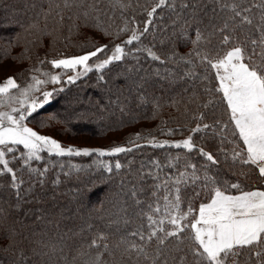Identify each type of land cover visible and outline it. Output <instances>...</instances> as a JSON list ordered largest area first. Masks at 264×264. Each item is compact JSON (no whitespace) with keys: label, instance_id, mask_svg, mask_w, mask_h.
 Listing matches in <instances>:
<instances>
[{"label":"trees","instance_id":"16d2710c","mask_svg":"<svg viewBox=\"0 0 264 264\" xmlns=\"http://www.w3.org/2000/svg\"><path fill=\"white\" fill-rule=\"evenodd\" d=\"M180 2L181 0H171L176 6L173 8L169 7L166 0L156 14L148 17L147 13L158 0H120L119 4L116 0H112V3L103 0L99 7L106 15L91 12L89 5L93 0H77L70 8L64 7L63 0H0V68L8 69L9 73L5 77L15 78L18 86L17 89H11L9 95L25 100L23 108H27L32 99L43 102V92L53 93L42 108H37L36 112L26 117L25 125L56 139L64 147L133 148L131 153L104 157L95 153L87 157H58L42 153V160L31 161L27 166L20 159L12 161L10 166L23 183L19 188H11L10 174L0 176V234L7 236L0 244L11 245L9 251H0V264H24L22 252L27 264H93L98 252L102 253V264H151V258L145 259L143 255L137 257L135 252L126 253L124 247L127 245L117 247L121 235L135 230L141 224H147L146 218L135 215H129L130 223L127 226L121 219L124 215L121 208L126 200L129 213L133 211L132 200L126 195L132 186L128 181L133 180L141 166L145 172H159L161 177L164 172H174L175 167L168 169V163L175 165L174 158L183 156L188 150L167 146L154 148L148 141L154 138L157 142L167 141L171 144L181 142L191 135L198 148L203 147L223 161L224 157L218 151L221 147L220 135L213 137L210 130L203 129V124H212L214 119L227 123L226 108L218 104L213 116L211 110L204 107L209 99H213L205 92L204 84L207 82L186 75L189 68H194L198 75H202L203 69L174 61L178 57H184L185 61L188 59L194 48L191 41L195 39L197 27L206 29L205 35L212 31L208 27L210 22L219 27L228 20L231 27L233 3L252 8L258 21L259 12L253 5L260 0H222V3L196 0L201 8L195 22L191 18L192 9L181 10ZM33 3L36 5L34 8ZM57 4L60 5L59 8L56 7ZM222 4H228L229 7L222 9ZM213 8L216 9L215 13ZM86 11L90 12L87 18L84 16ZM45 13L48 14L47 18ZM60 15H63L62 21ZM97 16L100 28L95 26ZM148 20L152 21L150 25L145 23ZM185 20L189 21L187 39L179 35ZM32 24L35 27H30ZM146 26L150 29L149 33L142 35L141 41L126 45V53L129 49L131 53L121 61L113 62L101 71L94 69L87 77L74 84L65 83L66 79H61L57 84L49 82L50 84L37 86L40 91L30 90L27 98L20 95L37 78L48 80L49 76L44 73L53 75L58 71L52 67L51 60L83 55L101 45H109L107 55H110L115 44L127 41L134 29L140 35ZM125 27L128 30L122 31ZM104 30L110 35H105ZM246 31L247 26L243 31L238 29L235 36L242 41ZM220 38L218 32L212 38L211 45L205 46L202 42V47L212 50L213 57L217 55L215 49ZM231 46L232 44L223 46L219 55L222 56ZM137 48L142 50L137 51ZM144 48H151L165 63L153 61L143 51ZM103 58L106 56L100 54L99 59ZM93 61L98 62L97 58H93ZM134 66L142 71H133ZM156 72L167 78L155 76ZM145 73L151 74L152 88L149 92L154 93L159 107L151 95L147 103L136 98V82ZM101 75L104 76L102 81L99 80ZM212 84H215L214 80ZM11 105L18 109L22 107L19 102H10L7 106H0V111L11 112ZM198 123L202 131L192 132ZM137 133L146 137L136 141L141 145L139 148L128 143L130 138L135 139ZM81 140L86 144L77 143ZM90 141L97 142V145H88L87 142ZM228 141L223 147L229 157L230 150L237 144L244 148L242 141L233 143L230 135ZM23 151L20 146L16 156L19 157ZM192 155L195 156V153ZM117 161L122 165L120 170L114 168ZM153 161L159 162L163 170L154 168ZM193 162L202 163L203 160L195 156ZM104 165L113 167V172L108 173ZM222 166V179L228 183L239 182L244 190H264V180L258 178V169L254 166L247 177L234 173L242 170L248 172L249 166L242 169L240 165H236L231 171L226 165ZM31 168L38 172L48 170L41 177L43 185L36 182L37 173H32ZM180 170L183 171V167ZM147 183L150 185L153 181L148 180ZM30 186L32 192L28 193ZM20 189L25 190V194L17 197L14 193ZM150 193L151 189L146 188L140 198L143 200ZM229 194L239 193L230 189ZM201 202H208L207 196L196 199L194 208L198 210ZM142 207L147 211L146 205ZM183 207L186 211L187 203ZM116 221H120L118 225ZM101 233L107 240L98 243H107L108 251L89 246ZM129 240L140 243L138 237H129ZM146 251L149 257L155 256V244ZM186 253V264H193V257L187 247L183 252H165L160 257L161 264L165 259L168 264H179L180 257ZM173 257L176 259L173 260Z\"/></svg>","mask_w":264,"mask_h":264},{"label":"snow or ice","instance_id":"6c2138e0","mask_svg":"<svg viewBox=\"0 0 264 264\" xmlns=\"http://www.w3.org/2000/svg\"><path fill=\"white\" fill-rule=\"evenodd\" d=\"M76 2L77 0H63L65 8L72 7ZM102 2L103 0H93V3L89 5L91 12L106 15L107 13L99 7ZM108 2L112 3V0H108ZM214 2L222 3V0H214ZM116 3L119 4L120 0H116ZM165 3L166 0H158V3L147 13L148 17L156 14L157 9ZM168 5L176 7L171 3V0H168ZM32 7H36L35 3ZM56 7L59 8L60 5L57 4ZM121 7L123 8V5ZM228 7V4H222V9ZM253 7L259 12L258 21L255 19V14L252 13V8L241 7L239 4L233 3L231 5V27L228 20H225L219 27L210 22L208 27H211L212 31L207 32V35H205L206 29L197 27L195 39L191 41L194 48L188 59L185 61L184 57H178L174 61V63L185 62L203 69L202 75H198L194 68H189L186 75L207 82L204 84L205 92L213 99H209L204 107L210 109L213 116L218 104L225 106L228 115L227 123L214 119L212 124H203V129L210 130L213 137L220 135L221 147L218 151L224 159L220 160L218 156L205 151L203 147L198 148L191 135L181 142L171 144L167 141L157 142L154 138L149 140V145L154 148L167 146L183 148L188 151L183 156L174 158L175 165L171 162L168 163L167 168L175 167L174 172H164V176L161 177L159 172L152 170L145 172L141 166L136 171L133 180L128 181L132 186L126 195L132 200L133 211L129 213L126 200L125 205L121 208L124 213L121 219L127 226L130 223L129 215H135L146 218L147 224H141L135 230L121 235L117 247L127 245L124 247L126 253L135 252L137 257L143 255L145 259L151 258V264H161L160 257L165 252H183L187 247L193 257V264H264V190H244L241 183H228L222 179L224 175L222 165H226L229 171L236 165H240L242 169L244 166H249L248 172L242 170L239 173H234L235 175L247 177L254 166L255 169H258V178L264 180V0L255 3ZM179 8L181 10L191 8L192 21H197V12L201 5L196 0H181ZM215 11L216 9L213 8V13ZM44 15L47 18L48 14ZM89 15L90 12H84L86 18ZM60 19L63 20V15H60ZM97 21L95 26L100 28L98 16ZM145 23L150 25L152 21L148 20ZM188 26L189 21L185 20L179 33L180 37L187 39ZM245 26H247V31L241 41L239 37L235 36V33L238 29L243 31ZM30 27H35V24ZM127 30V27L122 29V31ZM149 31V27L146 26L138 35L134 29L127 41L114 45L111 55H107L109 45H101L83 55L53 59L50 63L53 68L63 69L65 73L72 71L74 75L68 76L65 83L74 84L81 78L87 77L94 69L101 71L108 68L113 62L121 61L131 53L130 49L126 53V45H132L134 41H141V36L148 34ZM104 32L105 35H110L106 30ZM218 32L221 38L215 49L217 55L213 57L212 50L202 47V42L205 46L211 45L212 38ZM229 44H232L231 48L225 51L222 56L219 55V50ZM141 50L137 48V51ZM143 51H146L153 61L165 63V60L151 48H144ZM100 54H104L106 58L99 59ZM93 58H97L98 62L93 61ZM197 60L199 64H197ZM89 61H93V63H89ZM132 70L142 71L135 66ZM213 72L214 75H211ZM44 75L49 76V79H36V85L49 82L57 84L62 79L60 75H50L49 73H44ZM155 76L161 77V73L156 72ZM161 78L166 79L167 77ZM99 80H104V76L101 75ZM213 80L215 84H212ZM17 87L13 77L8 78L3 85H0V106H7V103L10 102H19L22 106L19 109L12 108L11 112L0 111V176L10 174L11 188H19V185L23 183L14 168L10 166L12 161L17 159L22 160L23 165L27 166L31 161L42 160L44 158L42 153L58 157H87L95 153L104 157L133 151L132 147L125 146H112L108 149L64 147L56 139L38 134L26 126L24 121L27 116L36 112L37 108H42L53 93L45 91L42 93L43 102L32 99L31 104L27 108H23L25 100L9 95V89H17ZM150 88H152L151 74L145 73L136 82V98L147 103L148 97L151 95L152 100L159 107V101L154 93L149 92ZM30 90L40 91L38 87L34 88L30 84L21 91L20 95L27 98ZM4 97L7 98V103L3 99ZM12 113H16V115ZM191 131L200 133L202 131L200 124L198 123L197 127ZM229 135L232 137L233 143L239 140L244 145V148H240L238 144L232 148L230 150L231 157L223 147L229 142ZM141 139H146V137L137 133L135 139L130 138L128 143L139 148L141 145L136 141ZM20 146L24 151L17 157L16 153L20 151ZM193 153L195 156L201 157L203 162L194 163ZM7 157H11V159ZM152 163L154 168L161 169L159 162L153 161ZM181 167H183V171L180 170ZM114 168L120 170L121 163L117 161ZM104 169L108 173L113 172L111 166L104 165ZM30 171L37 173L36 182L43 185L44 181L41 177L48 170L44 169L38 172L37 169L31 168ZM148 180H152L153 183L149 185ZM123 186L122 180L121 187L123 188ZM146 188H150L151 193L142 200L140 196L146 191ZM230 189L236 190L239 194H229ZM27 192H32L31 186ZM24 194L25 190L23 189L14 193L17 197H22ZM202 196H207L208 202H201L197 210L193 206L194 201ZM185 203H187L186 211L183 207ZM143 205L147 206V211L142 207ZM119 222L116 221L117 225ZM119 230L117 227V231ZM129 237H138L140 243L135 240L130 241ZM4 239H7V236L0 234V241ZM106 240L107 237L101 233L91 241L89 246L108 251L107 243H98V241ZM153 243L155 244V256L149 257L146 249ZM10 247L11 245L0 244V251H9ZM100 255L102 253L98 252L93 264H102ZM186 255L187 253L180 257L179 264H186ZM21 259L24 264H27L23 252ZM175 259L173 257V260ZM163 264H168L167 259L163 261Z\"/></svg>","mask_w":264,"mask_h":264},{"label":"rangeland","instance_id":"374dc122","mask_svg":"<svg viewBox=\"0 0 264 264\" xmlns=\"http://www.w3.org/2000/svg\"><path fill=\"white\" fill-rule=\"evenodd\" d=\"M111 54H112V51H111ZM110 54V55H111ZM91 61H89V63H90ZM9 73V70L8 69H2V68H0V85H3L4 84V82L8 79V78H10L11 76H7V77H5L7 74ZM53 75H60L61 77H62V79H66L67 80V78H68V76H71V75H74V73L72 72V71H68L67 73H65L64 71H63V69H58V71H56V73L54 74L53 73ZM3 76V77H2ZM38 80H43V79H41V78H37ZM50 84V83H49ZM34 87H39L40 85H46V83H44V84H40V85H36L35 84V82H34ZM53 85V84H52ZM49 85H47V87H48ZM51 86V85H50ZM45 88H46V86H45ZM44 88V89H45ZM10 91V90H9ZM4 100H5V102H7V98H4ZM9 108H15V105H11V106H9ZM8 110H10V109H8ZM7 112V111H6ZM38 133V132H37ZM38 134H41V133H38ZM41 135H44V134H41ZM82 141V142H81ZM81 141H77V143H82V144H86V142L85 141H83V140H81ZM87 144L88 145H97V142H95V141H90V142H87ZM243 147H244V145H243Z\"/></svg>","mask_w":264,"mask_h":264},{"label":"crops","instance_id":"0c3cea01","mask_svg":"<svg viewBox=\"0 0 264 264\" xmlns=\"http://www.w3.org/2000/svg\"><path fill=\"white\" fill-rule=\"evenodd\" d=\"M9 90H11V88Z\"/></svg>","mask_w":264,"mask_h":264}]
</instances>
